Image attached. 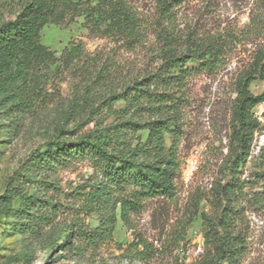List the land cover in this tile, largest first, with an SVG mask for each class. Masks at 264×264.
<instances>
[{
  "label": "rangeland",
  "instance_id": "1",
  "mask_svg": "<svg viewBox=\"0 0 264 264\" xmlns=\"http://www.w3.org/2000/svg\"><path fill=\"white\" fill-rule=\"evenodd\" d=\"M25 1L0 0V24ZM128 1L149 25L141 46L128 50L95 36L76 17L40 30V43L52 53L47 66L24 80L0 75V264H196L204 250L201 214L211 216L229 201L231 224L245 245L240 264H264V101L253 109L260 125L250 155L238 166L230 141L235 82L264 45V31L251 21L264 20V0H183L171 24L161 23L156 0ZM166 32L177 38L178 49L188 38L214 39L223 53L216 68L187 78L175 195L144 199L124 222L118 205L89 198L100 177L87 158L57 160L51 167L32 159L48 142L93 135L94 120L105 115L98 97L154 70ZM73 44L80 57L67 53ZM249 89L262 93L264 80ZM124 105L113 103L116 109ZM134 137L144 141L147 131ZM229 182L236 183L234 191L220 201L219 188ZM35 193L49 201L46 207L23 209V195ZM69 227L75 237L66 246Z\"/></svg>",
  "mask_w": 264,
  "mask_h": 264
},
{
  "label": "trees",
  "instance_id": "2",
  "mask_svg": "<svg viewBox=\"0 0 264 264\" xmlns=\"http://www.w3.org/2000/svg\"><path fill=\"white\" fill-rule=\"evenodd\" d=\"M163 24L172 23L174 10L183 0H156ZM264 8V4H263ZM81 17L88 31L98 37L110 38L128 50L141 46L149 25L128 0H26L19 12L0 24V75L3 79L24 80L27 74L47 66L52 53L39 41L40 30L48 23L60 24ZM252 24L264 31V20ZM160 26V23L155 24ZM163 29V26H160ZM157 29V27H156ZM161 31V30H159ZM159 45L154 70L144 71L123 82L118 92L98 97L105 115L94 120V134L75 141L48 142L44 152L32 161L51 167L57 160L87 158L99 180L90 186L89 198L94 204L119 206L120 218L127 222L147 198H172L180 172L179 136L182 133L181 107L187 78L199 71L218 66L222 44L213 40L188 38L178 49L177 38L166 32ZM80 57L78 45L67 52ZM264 80V45L253 55L248 68L238 76L234 92L230 141L235 143L234 166L251 152L254 132L260 123L253 109L264 101V91L253 94L249 87L254 80ZM125 103L116 109V101ZM93 115V113H92ZM91 116L87 122L92 121ZM147 131L142 141L134 137ZM165 135L169 146H165ZM135 140L134 144L132 143ZM236 183L220 186V201L229 200ZM49 202L37 193L23 195V209H43ZM56 209V208H55ZM38 217L43 214L39 211ZM232 206L226 202L209 216L201 214L204 250L196 264H240L244 240L240 230L231 224ZM66 246L75 237L68 228Z\"/></svg>",
  "mask_w": 264,
  "mask_h": 264
}]
</instances>
